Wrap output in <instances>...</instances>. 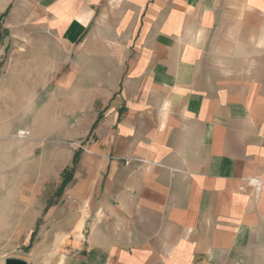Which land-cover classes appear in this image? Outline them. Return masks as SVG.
Instances as JSON below:
<instances>
[{
	"label": "crops",
	"instance_id": "crops-1",
	"mask_svg": "<svg viewBox=\"0 0 264 264\" xmlns=\"http://www.w3.org/2000/svg\"><path fill=\"white\" fill-rule=\"evenodd\" d=\"M5 16L65 125L58 169L80 156L40 231L0 234V264H264V0H0Z\"/></svg>",
	"mask_w": 264,
	"mask_h": 264
},
{
	"label": "rangeland",
	"instance_id": "rangeland-1",
	"mask_svg": "<svg viewBox=\"0 0 264 264\" xmlns=\"http://www.w3.org/2000/svg\"><path fill=\"white\" fill-rule=\"evenodd\" d=\"M10 17L0 20V234L21 221L24 230L34 223L37 232L42 229V212L56 209L65 195L67 188L56 196L62 181L58 166L69 148L67 139L53 136L65 125L57 128L54 108L43 106L51 93L43 90V76L30 72L42 60L6 27ZM32 79L34 89H28Z\"/></svg>",
	"mask_w": 264,
	"mask_h": 264
},
{
	"label": "trees",
	"instance_id": "trees-1",
	"mask_svg": "<svg viewBox=\"0 0 264 264\" xmlns=\"http://www.w3.org/2000/svg\"><path fill=\"white\" fill-rule=\"evenodd\" d=\"M79 155H80V152H77L75 154L73 167L72 168H65L62 171V173H61L62 181H61V185H60V187H59V189L57 191V194H56V196L58 198H60L63 195L65 189L70 184V182L73 180V175H74V172H75V165L78 162Z\"/></svg>",
	"mask_w": 264,
	"mask_h": 264
},
{
	"label": "water",
	"instance_id": "water-1",
	"mask_svg": "<svg viewBox=\"0 0 264 264\" xmlns=\"http://www.w3.org/2000/svg\"><path fill=\"white\" fill-rule=\"evenodd\" d=\"M8 264H25L24 262L21 261H16V260H10Z\"/></svg>",
	"mask_w": 264,
	"mask_h": 264
}]
</instances>
